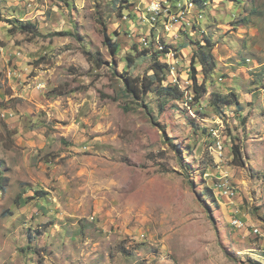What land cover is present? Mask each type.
Segmentation results:
<instances>
[{"label":"rangeland","instance_id":"obj_1","mask_svg":"<svg viewBox=\"0 0 264 264\" xmlns=\"http://www.w3.org/2000/svg\"><path fill=\"white\" fill-rule=\"evenodd\" d=\"M147 1L0 0V264H264V0Z\"/></svg>","mask_w":264,"mask_h":264},{"label":"trees","instance_id":"obj_2","mask_svg":"<svg viewBox=\"0 0 264 264\" xmlns=\"http://www.w3.org/2000/svg\"><path fill=\"white\" fill-rule=\"evenodd\" d=\"M150 24H151V22H150ZM20 28L22 30H25V31H34V29H35L34 23H32L30 21H26L25 23L22 22L20 24ZM149 29H151V35L157 34V26H155V27L150 26ZM106 38H107L106 42L109 44V46H111L113 49L119 48V44L112 42V40L108 37V35L106 36ZM198 44H200L199 45L200 50L197 51L193 57H194V59H197V60L202 62L203 71H204L205 77H207L212 72L213 65L215 63L214 62L215 59H214V56L212 54L213 47L207 46V45H202L201 43H198ZM164 47L163 48L159 47L160 50H163V51H157V52H163L165 55H167V53H169L170 51H174L176 54L178 53L176 51L177 49H174L172 47H167V46H166V48H164ZM203 48H207V50L202 51ZM162 65L164 67L167 66L166 63H163ZM192 69H193L192 74H193V80H194L192 89L195 91V94L193 95V99L196 101H199V99L202 97L203 93L207 90V88H206L205 83H203V84L198 83L197 71H196V68L194 65H192ZM171 70H172V68H171ZM179 86H180V84L178 82L173 81L170 85L163 86L162 91L164 93H167V94L174 96L175 98L180 99L184 96V90H182ZM140 90H141V87H140L139 82H135L134 80H130L129 78L125 81V89H124L125 94L138 95ZM231 95H232V97H229L227 95H221L220 93H215L214 96L217 97V100L220 101L221 103L230 102V103H235V104L240 105V100H239V97L236 94V92H232ZM217 104L218 103H216V105ZM236 148H237V146L233 145L232 150H233L235 157L240 155V151ZM205 190L207 192H209L210 189L208 187H205Z\"/></svg>","mask_w":264,"mask_h":264},{"label":"built area","instance_id":"obj_3","mask_svg":"<svg viewBox=\"0 0 264 264\" xmlns=\"http://www.w3.org/2000/svg\"><path fill=\"white\" fill-rule=\"evenodd\" d=\"M189 1L191 3H193V4L195 3V0H189ZM164 3H165L164 0H149V2L147 1V5L144 6V11L147 12L148 15H149V17H147L146 19H148L151 22V26L155 27L156 23L159 21V19L162 18V15L165 16V10H168L169 12H171V8L170 7H166L164 5ZM185 4H182V9H185L186 7L188 8V5L187 4L185 5ZM150 16H151V18H150ZM149 34L151 35V29L149 31ZM159 47L163 48L164 46L160 45ZM167 55L170 57V59L172 57H174V58L176 57V53L174 51H170L169 53H167ZM178 78L179 77L176 76L173 81L178 82L180 84V87H183L184 84ZM189 83L190 84L192 83V79H191V82H189ZM219 148H223L222 145H220ZM217 186H218V188L220 189V191L222 193H225L227 195L229 194L230 188L229 187H223L221 185V181L217 183ZM223 189H224V191H223ZM233 193L234 192H232L231 194H233ZM235 222L237 223V221H235Z\"/></svg>","mask_w":264,"mask_h":264}]
</instances>
